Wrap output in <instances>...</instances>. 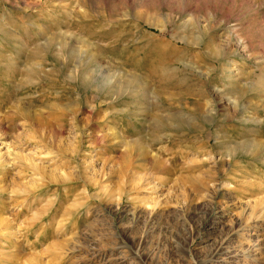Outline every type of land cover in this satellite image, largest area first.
Segmentation results:
<instances>
[{
    "label": "rangeland",
    "instance_id": "374dc122",
    "mask_svg": "<svg viewBox=\"0 0 264 264\" xmlns=\"http://www.w3.org/2000/svg\"><path fill=\"white\" fill-rule=\"evenodd\" d=\"M0 264H264V0H0Z\"/></svg>",
    "mask_w": 264,
    "mask_h": 264
},
{
    "label": "bare ground",
    "instance_id": "6f19581e",
    "mask_svg": "<svg viewBox=\"0 0 264 264\" xmlns=\"http://www.w3.org/2000/svg\"><path fill=\"white\" fill-rule=\"evenodd\" d=\"M223 245V244H222ZM223 249H224V247L223 246H220L219 248H218V250L215 252V254L213 255V257H218V256H220V254L223 252Z\"/></svg>",
    "mask_w": 264,
    "mask_h": 264
}]
</instances>
